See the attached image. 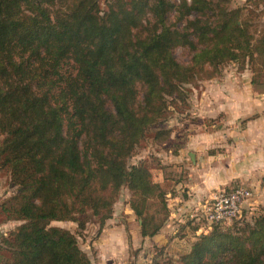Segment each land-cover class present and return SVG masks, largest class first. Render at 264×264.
Returning <instances> with one entry per match:
<instances>
[{
    "label": "trees",
    "instance_id": "obj_1",
    "mask_svg": "<svg viewBox=\"0 0 264 264\" xmlns=\"http://www.w3.org/2000/svg\"><path fill=\"white\" fill-rule=\"evenodd\" d=\"M251 1L0 0V173L18 188L1 210L6 223L22 222L0 235L2 264H92L76 235L52 223L85 231L97 217L100 236L124 187L142 236L161 231L168 195L130 160L148 138L171 139L164 125L184 85L229 62L264 68ZM159 251L152 264H172ZM178 264H264V215L211 226Z\"/></svg>",
    "mask_w": 264,
    "mask_h": 264
},
{
    "label": "crops",
    "instance_id": "obj_2",
    "mask_svg": "<svg viewBox=\"0 0 264 264\" xmlns=\"http://www.w3.org/2000/svg\"><path fill=\"white\" fill-rule=\"evenodd\" d=\"M209 86L216 88L215 92L205 91L215 93L212 108L216 110L206 109L201 117H222L223 126L189 136L184 147L185 152L189 151L184 182L188 196L169 195L170 216L154 237H143L142 221L132 209L124 208L123 225H114L115 219H111L96 243L98 255L95 262L92 260L94 264H152L159 250V260L179 259L191 251L201 234L208 232L195 225L205 202L219 191H229L233 185L253 192L249 206L264 208V95L253 94L252 80L222 81ZM205 99H210L205 103L211 102L210 96ZM184 160L183 153L180 159L172 161Z\"/></svg>",
    "mask_w": 264,
    "mask_h": 264
},
{
    "label": "rangeland",
    "instance_id": "obj_3",
    "mask_svg": "<svg viewBox=\"0 0 264 264\" xmlns=\"http://www.w3.org/2000/svg\"><path fill=\"white\" fill-rule=\"evenodd\" d=\"M102 1V8L106 9V0ZM172 2L178 3L179 0H171ZM230 9L241 8L245 5L247 0H230ZM248 13H252L250 16L252 26H259V30L264 31V0H252L247 5ZM172 21L174 18L172 17ZM175 58L184 65H189L191 61V53L187 49L179 48L174 52ZM212 72V70H209ZM253 81L255 85L253 88V94L255 96L261 97L264 95V68L259 65H246L245 69H241L238 64L229 62L226 65L222 66L216 76L212 79H208V76L203 74L200 75L196 82L190 85H184L186 100L185 101H176L175 105L170 107L168 110V119L164 128L172 130L171 139L165 144H157L152 138H148L144 141L137 149L135 155L130 160V165H137L139 163H144L153 175L154 183H157L161 186L165 193H167V199L169 200L170 196L180 195L182 198L188 196V189L185 187V180H187L188 172L185 169V166L188 167L189 163L188 152H185V145L189 141L190 135H196L202 130L207 132L215 131L219 126H223L222 117L218 119L214 118H202L201 114L206 109L214 108L215 99L212 98L216 88H210L209 85L222 82V81ZM207 89H210L214 92L205 93ZM221 89V88H219ZM235 89V88H231ZM218 91V90H217ZM241 94V93H240ZM210 96L211 102L205 103V101H210V99H205L206 96ZM204 101V102H203ZM207 104V105H206ZM207 107V108H206ZM244 123H241V126H244ZM184 153L185 162L173 163L175 158L180 157ZM171 159V161H170ZM164 175V181L162 180V175ZM242 186V185H240ZM234 188V185L229 189ZM18 188L12 186L10 182V175L7 172L0 173V235H7L12 233L17 227H19L22 222H8L6 223V215L1 210V204L16 195ZM135 200L132 193L127 187H124L113 207L114 215L112 219H115V223L123 225V215H125V209H132L131 203ZM156 203L155 201H152ZM169 204V203H168ZM242 211L243 219L245 222L252 223L259 216L264 215V208H256V206L246 205ZM247 208H250L246 210ZM251 208L253 210H251ZM255 208V209H254ZM157 208H153L151 212H154ZM175 209V207H173ZM159 217V216H158ZM110 221V220H109ZM104 230L107 227V223ZM199 225L205 231H210V224L201 217H199V222L195 223ZM231 224H225V226H230ZM52 226L61 227L71 231L76 235L80 248L86 252L91 261H96L97 250L95 248L96 243L99 241L98 236L100 232V221L97 217H91L90 223L87 225L85 231H81L78 228V224L74 222H53ZM194 227V225H191ZM103 230V231H104ZM103 233V232H102ZM202 235V234H201ZM10 254L3 249L0 251V264H2ZM181 258V257H180ZM179 259H163L165 263L178 264ZM92 262V264H94Z\"/></svg>",
    "mask_w": 264,
    "mask_h": 264
},
{
    "label": "built area",
    "instance_id": "obj_4",
    "mask_svg": "<svg viewBox=\"0 0 264 264\" xmlns=\"http://www.w3.org/2000/svg\"><path fill=\"white\" fill-rule=\"evenodd\" d=\"M252 198L253 192L244 186L219 191L205 202L201 217L210 224V229L213 225L232 224L242 218V211Z\"/></svg>",
    "mask_w": 264,
    "mask_h": 264
}]
</instances>
